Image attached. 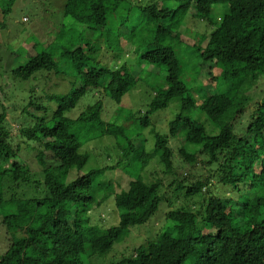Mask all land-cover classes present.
Wrapping results in <instances>:
<instances>
[{"label":"trees","instance_id":"trees-1","mask_svg":"<svg viewBox=\"0 0 264 264\" xmlns=\"http://www.w3.org/2000/svg\"><path fill=\"white\" fill-rule=\"evenodd\" d=\"M67 6L65 16L72 14L89 30L62 23L53 41L36 42L44 48L14 68L12 78L27 83L56 70L61 55L71 65L57 70L70 77L68 91L49 95L57 101L50 109L33 90L23 108L31 122L17 134L6 109L0 112V210L10 235L0 264H264V95L253 96L264 80V0H67ZM144 15L151 17L147 24ZM189 16L207 21L210 36L186 40L179 27ZM100 35L115 54L120 44L137 54V68L117 55L102 57ZM179 47L196 49L202 72L207 69L196 80L199 97ZM205 80L215 87L207 90ZM139 87L153 96L143 97L142 108L125 103ZM106 96L119 104L117 118L103 116ZM175 99L179 110L161 133L152 116ZM76 109H82L78 116L68 114ZM134 122L150 128L151 147L128 134ZM178 134L186 144L177 159L170 141ZM104 140L110 141L104 154L119 157L102 167L100 155L85 147ZM34 151L39 175L24 158ZM133 156L132 172L125 175L121 170ZM153 159L173 177L170 192L163 191L162 179H145ZM218 185L229 195L216 193ZM253 196L262 199L254 205ZM110 198L119 222H93L95 204ZM174 198L183 204L167 207L171 230L105 262L132 227L147 223L162 201L173 204Z\"/></svg>","mask_w":264,"mask_h":264},{"label":"rangeland","instance_id":"rangeland-1","mask_svg":"<svg viewBox=\"0 0 264 264\" xmlns=\"http://www.w3.org/2000/svg\"><path fill=\"white\" fill-rule=\"evenodd\" d=\"M9 0H0V112L4 110L7 111V121L11 125V130L13 134L18 133V127L24 125L26 121H30V118L24 114L23 108L30 101V95L36 93L39 96H43V103L47 105L50 109H53L57 106V101L55 99L51 100V94H61L68 91L70 87V77L63 76V73H58L57 70L65 69L71 70V65L65 64L64 58L59 55L57 60L61 63L60 67L51 72L43 71L45 73H39L38 78H31L27 83H24L21 80H17L18 83L13 82V69L24 64L32 56L37 54L38 49H43L44 47L38 44L36 47V42L40 41L44 44L53 41L54 37L57 34V31L62 27V23H66L68 28H77L86 30L87 26L83 25L82 22L76 21L72 14L65 16V13H68L67 0H15L12 4L8 5ZM8 8L6 12L4 8ZM218 15L222 16L220 11H217ZM70 13V12H69ZM84 22H90V19L83 18ZM151 21V17L148 15L143 16L144 24H147ZM76 24V26H71ZM88 29V28H87ZM89 30V29H88ZM180 32H182L190 43L200 42L202 36H210V33L213 30V27L208 24L207 21L192 18L189 16L186 21L179 27ZM72 31V30H71ZM90 38V37H89ZM99 42L102 44L100 51L102 57H109V53L114 58V55L119 56V60L123 62L128 60L129 63H133V66L137 68L139 65V58L137 59V54L132 55V51H127L123 49V45H118L120 48L116 54L114 49H108V44L101 35L98 38ZM71 42V41H70ZM62 43H68V40H62ZM75 44L79 45V41H75ZM58 46L61 48L62 45ZM178 51L179 57L187 64L188 68L186 69L188 83L193 84V90L195 91L197 97H199L202 92L197 91L199 83L196 80H203L207 69L205 68L202 72V64L200 62L199 53H195L196 49H186L179 47L176 49ZM123 51V52H122ZM122 54V56H120ZM139 57V56H138ZM105 59V58H104ZM106 60V59H105ZM186 66V67H187ZM199 66V67H198ZM199 71V72H197ZM47 72V73H46ZM50 73V74H49ZM201 73V75H200ZM63 74V75H62ZM207 75V74H206ZM186 78V75H185ZM200 82V81H199ZM207 90L212 89L214 84L210 81H204ZM208 83V84H207ZM191 85V84H190ZM34 90V92H33ZM264 95V80H262L256 87L254 98L260 99ZM153 95L149 93L144 87H139L125 97V103L137 107V105L142 108V99L146 97V101ZM49 98V99H48ZM105 113L104 117L108 119L117 118L116 111L119 108V104L113 101L111 98L106 96L105 98ZM180 102L178 99L173 100L167 108L157 111L152 116V121L155 128L161 133H166L169 131V123L175 117L177 111L179 110ZM82 109H76L68 113L69 115L78 116ZM126 115L122 116L121 119H125ZM205 119V116L203 117ZM207 128L212 131V126L207 123ZM140 132L139 136L137 134ZM128 134L134 139L138 138L140 140L139 145H146V147H151L154 144V136L150 132V128L141 130L140 124L134 122L131 128L128 131ZM112 144L116 149H118V144L116 140H112ZM171 146L174 148L177 159L180 158L178 155L179 148L186 144L184 135L178 134L175 138H172L170 141ZM110 145L109 140L101 141L97 144L95 142L87 143L85 148H89L92 152H96L100 156L98 157V164L104 167L107 165H113L114 159L118 158V155L112 153L111 156L106 152L104 154L105 148ZM91 148V149H90ZM88 150V151H89ZM24 158L28 160L33 171L38 173L42 170V166L38 164V161L35 157L36 152H30L24 154ZM179 161V160H178ZM49 163H54L53 159H48ZM135 158H131V162L128 166L121 170L125 175L131 174L134 166ZM90 164V163H89ZM87 165V167L89 166ZM94 165V164H93ZM86 167V168H87ZM115 172H117L115 170ZM39 175V173H38ZM116 175V173L114 174ZM143 175L146 180L153 181L154 179H162L164 182V192H170L173 185V177H170L165 172V167L161 162L153 159L148 167L143 171ZM42 177V176H41ZM216 193H224L229 195V191H226L223 188H220L218 185L214 189ZM34 188L31 190L32 194L34 193ZM258 196H253L252 203L255 205L258 201H261L262 198H257ZM172 198V195H171ZM200 198H194V200L199 201ZM177 201L174 198L173 204L162 201L158 211L152 216V218L143 225H136L131 228L130 234L127 238L115 245L113 251L109 254L106 263H109L110 260H120L126 255H130L131 252L140 244L145 243L148 239L155 237L161 231L171 230L173 223L169 222L167 218V207L169 209L179 208L183 202ZM186 204V203H185ZM96 207V215L93 222L97 221L100 217L104 218L105 225L110 227L116 225L120 216H117V211L112 198L101 204L99 207ZM119 212V211H118ZM4 214L0 210V255H3L10 246V235L3 222ZM97 223V222H95Z\"/></svg>","mask_w":264,"mask_h":264}]
</instances>
